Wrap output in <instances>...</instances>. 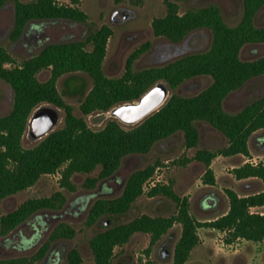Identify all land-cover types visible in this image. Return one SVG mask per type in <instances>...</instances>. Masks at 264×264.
I'll use <instances>...</instances> for the list:
<instances>
[{
    "label": "trees",
    "instance_id": "trees-1",
    "mask_svg": "<svg viewBox=\"0 0 264 264\" xmlns=\"http://www.w3.org/2000/svg\"><path fill=\"white\" fill-rule=\"evenodd\" d=\"M14 1L15 16L11 38L17 40L30 20L51 18L86 21L87 14L75 4L58 0H0V7ZM240 20L228 24L215 4L191 7L180 13L177 3L166 1L164 15L152 20L155 36L173 42L184 39L191 31L210 30L212 39L208 49L190 52L163 65L133 69L134 60L150 45L145 42L126 59L125 69L119 77H108L102 69L106 45L112 29L102 25L81 40L52 42L21 63H13L12 55L0 47V79L8 82L14 92L11 109L0 115V202L6 196L32 186L42 174H60V184L73 191L71 177L74 173H91L86 186L93 187L102 178L114 173L129 154L146 153L154 143L177 132H182L186 148L196 147L200 132L197 123L205 121L226 138L227 144L219 149L198 148L196 160L204 162L203 181L214 184L210 167L218 156L250 155L248 141L258 131H264V95L249 100L240 110L229 112L224 100L249 79L264 75V55L243 59L241 49L248 43H264V24L255 20L264 0H242ZM92 48L88 50L86 46ZM50 69V77L40 81L37 74ZM86 72L92 86L81 99L76 114L57 89V79L65 73ZM199 75L211 77V83L192 95L172 91L166 103L137 125L125 127L111 118L100 129L91 128L86 116L95 111H107L114 105L138 99L151 85L163 80L172 90L184 81ZM51 103L63 109V124L30 147H24L22 138L28 117L39 104ZM159 162L134 170L128 177L123 191L113 198H98L92 204L85 221L91 226L103 215L119 216L126 213L137 197L144 193V186L153 177ZM237 179L259 178L264 183V163L245 162L233 168ZM229 207L214 219L200 221L189 212L186 198L180 197L170 183L150 186L149 196L162 195L176 204L172 215L151 216L142 214L125 222H110L105 229L89 239L95 264H112L114 248L123 245L135 232L151 235L156 242L174 223L182 230L176 241L169 264H185L192 249L200 242L198 228L210 227L225 233V242L246 239L264 243V213L253 211L264 206V189L252 194L239 195L226 188ZM65 195L57 191L50 196L29 198L16 209L1 215L0 235L5 236L17 225L39 209H60ZM75 229L66 222L57 223L47 240L32 254L0 259V264H34L41 260L52 241L72 238ZM67 264H80L82 256L76 247L67 255ZM149 264V263H139Z\"/></svg>",
    "mask_w": 264,
    "mask_h": 264
},
{
    "label": "rangeland",
    "instance_id": "rangeland-1",
    "mask_svg": "<svg viewBox=\"0 0 264 264\" xmlns=\"http://www.w3.org/2000/svg\"><path fill=\"white\" fill-rule=\"evenodd\" d=\"M58 1L70 3V0ZM166 1L168 0H78L75 5L87 14L86 21L33 19L27 23L17 40L10 36L14 26L15 3L8 1L0 7V47L13 57V63L6 65L21 63L25 58L37 54L48 43L85 39L102 25L112 29L102 62L103 72L108 77L121 76L127 57L145 42H150L149 48L134 60V70L163 65L187 53L208 49L212 35L207 28L195 29L179 42L154 35L152 20L165 14ZM170 1L177 3L180 13L191 7L215 4L230 25L240 20L243 11L242 0ZM255 22L257 25L264 24V5ZM86 48L90 50L92 46L88 44ZM240 55L243 59L260 57L264 55V43H248L243 46ZM37 77L40 81L48 79L50 69H42ZM210 83V76L199 75L187 79L176 89H171V92L192 95ZM56 85L66 103L73 106L76 114H81L79 104L91 88L92 78L83 71L65 73L57 79ZM262 95L264 75L249 79L239 89L231 92L224 100V108L229 112H236L249 100ZM13 98L11 85L0 79V115L11 109ZM61 113L62 119L56 128L63 124L62 108ZM102 114V111H95L87 115L85 118L88 125L93 129H100L113 118L102 117ZM197 125L200 139L196 147L186 148L182 132H177L154 143L146 153L127 155L114 173L98 180L93 187L85 184L89 183L90 177L98 174L99 167L91 173H74L71 180L76 189L73 191L60 184V174L56 172L42 174L32 186L3 198L0 202V217L29 198L50 196L57 191L66 197L60 209L36 210L7 235H0V259L34 253L47 240L53 227L63 221L75 229V235L52 241L43 258L34 264H67V255L72 247H76L81 253L80 264H95L89 239L105 229L110 222H125L142 214L168 217L176 212V204L171 199L147 194L150 186L157 182L170 183L180 197L187 199L189 212L200 221L214 219L227 211L229 199L226 188H231L238 194H252L264 189V183L259 178L237 179L233 174V168L245 162L264 163V131H258L249 138V156H216L211 162L215 183L207 184L203 181L206 166L204 162L196 160L194 154L198 148L219 149L227 144V140L207 122L200 121ZM37 142L29 139L25 131L22 138L24 147ZM155 161L159 165L153 177L144 186V193L135 199L126 213L119 216L103 215L91 226L85 224L96 199L120 195L134 170ZM252 210L264 213V207ZM106 220L108 223L104 224ZM181 230V224L176 222L154 243H151L149 233L135 232L126 243L114 248L112 264H169ZM198 235L200 242L192 249L185 264H264L262 242L237 239L226 243L225 233L210 227L198 228Z\"/></svg>",
    "mask_w": 264,
    "mask_h": 264
},
{
    "label": "water",
    "instance_id": "water-1",
    "mask_svg": "<svg viewBox=\"0 0 264 264\" xmlns=\"http://www.w3.org/2000/svg\"><path fill=\"white\" fill-rule=\"evenodd\" d=\"M171 94L167 82L160 80L151 85L138 99L114 105L102 117H113L120 124L134 126L162 107ZM62 119L61 108L51 103L37 105L31 111L26 125V136L39 141L56 128ZM106 220L104 224H107Z\"/></svg>",
    "mask_w": 264,
    "mask_h": 264
},
{
    "label": "crops",
    "instance_id": "crops-1",
    "mask_svg": "<svg viewBox=\"0 0 264 264\" xmlns=\"http://www.w3.org/2000/svg\"><path fill=\"white\" fill-rule=\"evenodd\" d=\"M210 167L212 168V164L210 165ZM239 195H246V194H239ZM264 206H256V207H253V208H256V209H260V208H263Z\"/></svg>",
    "mask_w": 264,
    "mask_h": 264
},
{
    "label": "flooded vegetation",
    "instance_id": "flooded-vegetation-1",
    "mask_svg": "<svg viewBox=\"0 0 264 264\" xmlns=\"http://www.w3.org/2000/svg\"><path fill=\"white\" fill-rule=\"evenodd\" d=\"M26 131V130H25Z\"/></svg>",
    "mask_w": 264,
    "mask_h": 264
}]
</instances>
